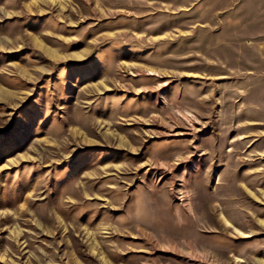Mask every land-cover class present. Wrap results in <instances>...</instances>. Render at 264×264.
<instances>
[{
	"label": "rangeland",
	"instance_id": "1",
	"mask_svg": "<svg viewBox=\"0 0 264 264\" xmlns=\"http://www.w3.org/2000/svg\"><path fill=\"white\" fill-rule=\"evenodd\" d=\"M0 264H264V0H0Z\"/></svg>",
	"mask_w": 264,
	"mask_h": 264
}]
</instances>
